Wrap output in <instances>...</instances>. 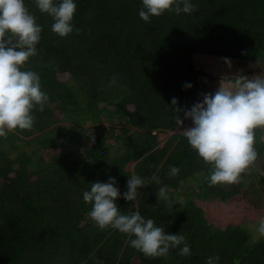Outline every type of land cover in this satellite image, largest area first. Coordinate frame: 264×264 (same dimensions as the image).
Here are the masks:
<instances>
[{"label":"trees","instance_id":"16d2710c","mask_svg":"<svg viewBox=\"0 0 264 264\" xmlns=\"http://www.w3.org/2000/svg\"><path fill=\"white\" fill-rule=\"evenodd\" d=\"M74 2L73 32L61 38L52 17L25 0L43 30L38 55L22 70L39 75L50 101L43 112L33 110L30 131L0 137V264H206L215 255L218 264H264V236L249 230L258 219L211 227L196 202L232 203L238 185H209L211 165L183 128L162 145L158 139L177 126L175 107L190 110L214 81L227 87L240 76L219 75L231 63L217 57L264 62V0H191L198 12H165L150 24L139 17L142 0ZM178 115L193 126L183 111ZM256 135L251 169L264 191V129ZM171 166L180 169L177 176ZM133 174L150 184L129 202L123 193ZM109 177L121 192V214L138 211L166 234L184 236L191 256L177 248L167 259H151L130 246L135 237L100 229L83 192ZM161 187L171 206L157 199Z\"/></svg>","mask_w":264,"mask_h":264},{"label":"clouds","instance_id":"9594fccd","mask_svg":"<svg viewBox=\"0 0 264 264\" xmlns=\"http://www.w3.org/2000/svg\"><path fill=\"white\" fill-rule=\"evenodd\" d=\"M142 4L139 17L149 24L150 17H160L165 12L191 15L199 11L191 0H142ZM35 6L52 17L51 30L59 37L66 38L73 32L71 22L77 10L74 0H35ZM42 30L25 0H0V137L16 129L30 131L35 123L33 110L38 106L43 112L50 101L49 94L42 91L39 75L22 70L29 58L38 55L36 45L41 40ZM76 31L79 34L80 30ZM115 82L113 78L111 83ZM177 103L173 98L171 104ZM173 110L174 122L178 128H183L190 147L206 165H211L210 175L205 178L209 185L242 183L258 157L257 130L264 129V76H236L228 87L221 83L214 94H203L202 102L195 103L190 110L180 107ZM181 111L185 120L192 121V127H183L191 123L180 119ZM260 139L264 141V136ZM128 164H132L130 168ZM128 164L126 169H132L135 162ZM179 172L178 167H170V176H177ZM152 180L161 183L156 175ZM149 184L150 181L131 175L123 199L136 202L140 189ZM116 185V179L109 177L108 182H93L90 191L83 192L84 202L91 205L88 216L100 229L112 228L135 237L130 239V246L151 259H167L170 251L177 248L181 257L191 256V246L184 236L166 234L163 227L156 226L153 219L145 220L138 211L121 214L116 203L121 192ZM157 199L171 206L165 187L159 189ZM249 230L264 236V219ZM219 260L218 255L211 256L206 264H218Z\"/></svg>","mask_w":264,"mask_h":264},{"label":"rangeland","instance_id":"374dc122","mask_svg":"<svg viewBox=\"0 0 264 264\" xmlns=\"http://www.w3.org/2000/svg\"><path fill=\"white\" fill-rule=\"evenodd\" d=\"M217 61L220 64H229L226 61H229L231 63L226 67V69L218 71V74L222 75L223 77H229L233 74L235 75V73H238L241 76L244 75L245 72L249 73V78L259 75L264 76V62L262 61L247 62L244 60H236L223 57H217ZM213 84L214 85L209 86L210 88H208L207 86V88L202 91V96L203 94H214L215 91L220 88L216 87L218 85L216 81H214ZM105 124L107 125V123ZM118 127L119 126L116 127V130H118ZM180 131L181 128H178V126H176L173 130L159 133V145H162L172 133ZM110 142H113V140L111 139ZM121 151V149L118 150L116 152V155H119ZM131 165L132 164H128L127 167L130 168ZM254 178H258V176L251 169L250 172L245 175L243 182L238 184V188L240 189V191L236 195L232 203H221L213 201L202 202L198 199L196 200L197 204L201 207L202 214L205 220L211 227L233 224L239 222L242 218L258 220L264 219V191H261V188L263 187L257 188L259 187V184H254ZM257 192H259L260 194H258ZM182 198L183 195L179 194L178 200L181 201ZM262 198L263 204L261 202Z\"/></svg>","mask_w":264,"mask_h":264},{"label":"built area","instance_id":"2783aa9c","mask_svg":"<svg viewBox=\"0 0 264 264\" xmlns=\"http://www.w3.org/2000/svg\"><path fill=\"white\" fill-rule=\"evenodd\" d=\"M185 127H192V125H189V124L185 123Z\"/></svg>","mask_w":264,"mask_h":264}]
</instances>
